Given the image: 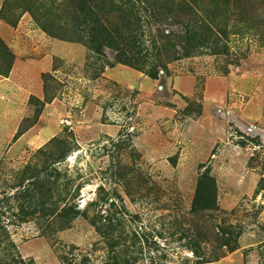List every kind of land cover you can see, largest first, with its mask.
Returning <instances> with one entry per match:
<instances>
[{"label": "rangeland", "instance_id": "obj_1", "mask_svg": "<svg viewBox=\"0 0 264 264\" xmlns=\"http://www.w3.org/2000/svg\"><path fill=\"white\" fill-rule=\"evenodd\" d=\"M82 1L0 0V264H264V0L141 4L157 80L62 38Z\"/></svg>", "mask_w": 264, "mask_h": 264}, {"label": "trees", "instance_id": "obj_2", "mask_svg": "<svg viewBox=\"0 0 264 264\" xmlns=\"http://www.w3.org/2000/svg\"><path fill=\"white\" fill-rule=\"evenodd\" d=\"M164 2L157 0H83L76 5L75 18L71 28H63L70 32H64L65 40L77 41L82 43L95 53L105 54V48L115 50L118 52L117 62L121 64L131 65L139 70L146 71L151 79L157 80L161 76V71L167 72L168 64L178 59L177 53L180 52L176 49V45L172 42L173 34L166 31L161 32L160 37H154L152 46L154 52L143 50H136V45L139 42L138 30L141 28L140 7L142 4L143 14L147 11L146 18L148 23L151 20H175L179 23L178 17L185 15L189 12L192 15L191 7L181 4L175 0H163ZM198 14V13H196ZM113 17V20L110 19ZM36 17V16H35ZM40 20V19H39ZM202 21L204 19H198L195 26L191 27V22L183 23L186 28V36L183 42L186 55H190V48L192 50L204 47L211 42L206 34L201 30ZM40 24L51 33L56 28H49L48 25ZM181 23V22H180ZM199 25V29L197 26ZM59 26V25H57ZM218 35H221V31L218 30ZM55 36L60 37V34L53 33ZM166 34V33H165ZM161 42V43H159ZM220 43V37L217 38L215 43ZM5 46V45H4ZM6 47V46H5ZM11 68V67H8ZM9 70V69H8ZM8 70L0 68V74H7ZM163 73V74H164ZM205 182L201 180L199 182V192L196 195L194 204L199 205V199L202 197V190H204ZM208 208V207H207ZM230 233V231H226ZM199 238V237H196ZM195 241V240H193ZM223 245L228 248H232L230 242L225 241Z\"/></svg>", "mask_w": 264, "mask_h": 264}]
</instances>
